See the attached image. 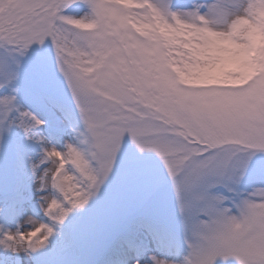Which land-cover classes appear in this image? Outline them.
Listing matches in <instances>:
<instances>
[{"label":"snow or ice","instance_id":"snow-or-ice-1","mask_svg":"<svg viewBox=\"0 0 264 264\" xmlns=\"http://www.w3.org/2000/svg\"><path fill=\"white\" fill-rule=\"evenodd\" d=\"M0 264H264V0H0Z\"/></svg>","mask_w":264,"mask_h":264}]
</instances>
